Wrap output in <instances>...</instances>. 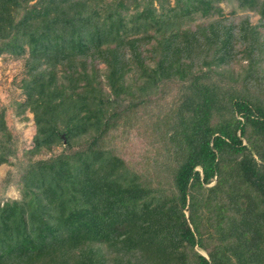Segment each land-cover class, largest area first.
<instances>
[{"label": "trees", "instance_id": "trees-1", "mask_svg": "<svg viewBox=\"0 0 264 264\" xmlns=\"http://www.w3.org/2000/svg\"><path fill=\"white\" fill-rule=\"evenodd\" d=\"M6 53L36 132L0 264H264V0H0ZM167 90L140 170L110 138ZM19 143L1 109L0 165Z\"/></svg>", "mask_w": 264, "mask_h": 264}, {"label": "rangeland", "instance_id": "rangeland-1", "mask_svg": "<svg viewBox=\"0 0 264 264\" xmlns=\"http://www.w3.org/2000/svg\"><path fill=\"white\" fill-rule=\"evenodd\" d=\"M222 5L224 6L223 16L225 17L239 21L242 16L249 15L253 24H259L260 22V15L253 11L239 10L236 14H232V5L227 2ZM242 47V45L237 46V50L242 49ZM99 66L104 68L103 64H99ZM25 77L26 65L24 57H13L7 53L0 56V110H5L9 128L19 138L20 142L17 156L12 159L15 163H3L0 165V198L2 200L20 198L19 187L12 177L14 174L17 175L16 164L27 160L28 156L25 151L34 145L33 138L36 127L33 113L27 109L25 113L27 118L25 119L18 113L20 110L19 103L24 102L26 97L22 87ZM174 91L169 90L168 92L167 90L166 97L161 98V100L138 106L127 115L121 116L119 127L113 130V135L110 139L113 142V146H115V152L134 165L136 164V168L140 170L142 169L139 162L143 161L144 156L147 154L154 156L155 151H160L163 148V143H160V145L153 143L155 132L153 127L146 122L153 120L152 118L157 112L162 111L164 107L167 111ZM63 148L64 144L60 145L56 151H61ZM41 156H49V153L35 155L36 158H41ZM151 178L153 179V177ZM8 179H11L9 183L6 182ZM205 215H207V212H205ZM204 237H207L206 233Z\"/></svg>", "mask_w": 264, "mask_h": 264}]
</instances>
